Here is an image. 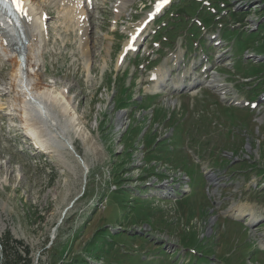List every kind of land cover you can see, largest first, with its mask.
Instances as JSON below:
<instances>
[{"label": "rangeland", "instance_id": "rangeland-1", "mask_svg": "<svg viewBox=\"0 0 264 264\" xmlns=\"http://www.w3.org/2000/svg\"><path fill=\"white\" fill-rule=\"evenodd\" d=\"M46 1L53 4V0ZM46 1L30 2L33 8L48 7L52 14L49 21L51 32L47 36L43 35L37 57L34 56L35 52L33 54L36 61L33 70L53 94L69 96L63 97V100L68 101L71 109L73 107L77 118L74 121L77 123L71 121L62 110L58 112L52 99L44 96L48 108L46 110L54 116L55 126L66 131L67 136L73 139V147L86 166L57 142L53 134L51 136L48 125H44L47 123L46 118H40L33 111L32 115H37L33 119L38 117L44 130L40 132V129L32 128L34 139H28L14 106V93L9 91L13 62L7 58L12 56L4 54L0 60V264H75L78 261L101 264V260L96 261L92 256L91 242L97 240L101 231L106 233L110 230L113 233L124 229H142V232L137 233L141 237H144L142 234L147 230L146 237L152 233L155 238H112L117 241V248L114 253L104 255L105 264H264V175L263 178H255L254 174L261 175V172L254 171L255 168L249 169L250 166L258 164L262 167L264 164V116L262 113L257 115L258 110L263 111L264 107L245 112L229 107L225 102L223 104L227 106H224L218 103L219 97L209 86L201 87L186 97L166 92L145 101L143 105V108H147L155 101L157 104L153 107V121L162 120V127L167 132L174 127L173 135L169 138L170 144L165 138L153 146L151 134L155 135L161 130V123L156 124L158 129H151L147 126L152 123L148 119L140 121L133 114L126 115L131 109L138 111L139 107L133 104L123 106V89L116 98L121 110L114 107L112 100L107 99L115 53L122 40L118 33H111V26L106 24V16L109 15L107 9L110 11L109 0L106 4L102 0L101 8L93 13L90 22L92 30L89 33L91 55L88 60L84 59L77 48L75 32L61 25L55 8ZM133 1L135 6H127L125 10L128 11L125 13L131 10L138 15L137 18H141L146 9L144 4L148 2ZM262 1L242 2L238 12L252 9L244 24L255 25L261 12L256 6ZM235 3L232 1L231 5ZM66 4L62 2V6L68 9L60 8L63 12L60 10L59 13L66 17L63 21L72 22L77 9ZM201 18L204 25H208L212 16L203 12ZM34 30L36 33L33 32V36H37L38 21ZM184 31L185 23L179 22L175 32ZM189 31L191 37L186 48L183 45L184 50L189 51L191 48L193 51L191 43L194 42L198 43L199 49L205 48L206 40L201 37V30L193 25ZM228 33L235 41L234 51L240 54L238 61L230 66L231 72L253 78L251 86L261 80L258 88L260 93H264V61L253 63L251 59L244 61L243 57L245 47L264 57V38L257 34L239 33L237 30ZM168 35L173 39L175 33ZM32 42L38 46L36 40ZM225 58H218L216 64L223 63ZM130 60L126 71H133ZM136 72L135 94L141 84L138 79L143 78V70H140L141 73ZM243 87L248 88V84H237L236 90L239 93L248 92ZM244 96L248 100L256 98L252 94ZM171 98L181 104L174 111L173 107H168ZM191 99H194L193 103ZM164 100L165 104L162 102ZM160 104H163L164 113L172 110L173 113L186 114L179 117L178 113L175 119L172 116L167 122L163 120L164 113ZM192 105L194 111H191ZM120 112L124 114L119 115ZM128 120L130 125L126 127ZM45 128L51 133L48 130L45 133ZM76 129L84 133V140L74 134ZM218 149L220 151L217 153ZM144 150L147 157L141 159ZM222 150L230 152L222 153ZM231 152H235V155ZM198 154L200 162L196 163L194 157ZM215 155H218L216 159H221V156L230 158L231 161L227 159L229 163L225 162L227 165L239 161L238 164H232L242 167L244 163H250L243 167L246 173H238L232 180L228 176L224 178L227 183L222 184L231 193H223L220 199L211 197L208 204H203V211L201 204L205 200L202 195L205 183L202 184V174L206 177L209 174L202 171L201 167L208 170ZM150 159L162 161L160 164H151L147 162ZM167 160L176 167V171L168 167ZM174 172H181V175L187 173L191 177L189 197H177L173 201L176 197L173 191H177L173 187H176L174 183H177V179L172 180L170 177H175ZM161 173L163 177L159 176ZM153 181H161L165 186L146 188V184ZM183 190L187 192L189 189L184 187ZM136 194L144 199H138ZM238 208L248 213L253 211L259 215L258 221L246 219L248 228L245 230L243 224L232 220L234 217L239 218L231 215ZM223 209L230 214L226 217L230 220H223ZM135 215L138 216L136 220ZM148 222L153 229L149 228ZM184 235L193 237L190 242H196L197 251L204 248L200 254L206 256L211 253V257L206 256L204 260L198 261L184 253L180 249L182 246H179H188L189 240L186 242ZM197 236H204V241L197 240ZM118 240H123V243ZM122 247L128 254L121 253ZM174 250H178L175 255ZM105 251L106 246L96 256L99 257ZM178 253L181 258H177ZM112 254H121L122 257L110 259ZM198 256L201 260L199 253L193 257Z\"/></svg>", "mask_w": 264, "mask_h": 264}, {"label": "bare ground", "instance_id": "bare-ground-1", "mask_svg": "<svg viewBox=\"0 0 264 264\" xmlns=\"http://www.w3.org/2000/svg\"><path fill=\"white\" fill-rule=\"evenodd\" d=\"M71 3H73L72 0H68V3H67L68 6L72 7V8L75 7L78 11V6L76 4H71ZM65 4H66V1H65ZM125 4H127V2H125ZM66 7L67 6H62L61 8H62V10L64 8H65V10H67L68 7L67 8ZM60 16H61V13H60ZM61 18L66 19V17H64V16H61ZM76 18H77V12L75 13L74 21L77 22L78 26H80V23ZM31 36H33V32L31 33ZM4 40L6 41L5 44H3ZM30 44H31V42H29V45ZM0 45L4 46L3 51H6V49H10V50L14 51L12 58H10V57H9V59L7 58V60H10L11 62H13V68H12V72H11L12 83L10 84L11 86L9 87V91L14 93V101H13L14 106L16 107L15 109H17V115L19 116V118L23 122V128L25 129L26 134L30 138L32 137L34 139L31 129L32 128L34 130L40 129V132H42L44 129H42L43 126L37 120L38 117L36 118V120L33 118H35L37 115L39 117L42 116V117L46 118L47 123H45L44 125H46V124L48 125V128L52 133L48 129L47 130L51 133V136L53 134L57 138V140H58V141L56 140L57 142H60L64 148H67L70 151V153L77 158L79 163L86 166L82 157L75 151V149L73 147V144H72L73 139H71L69 136H67L68 134L66 131H64L61 128H57L55 126V124L53 122L54 116L53 115L51 116L50 111H48L49 112L48 113L46 110L47 105L45 104L44 96L52 99V101L50 99H48V100L53 102L55 107L56 106L58 107V112H60L62 110L61 112H64L66 115H68L70 117L71 121H73V122H75L74 120L77 119V118H75V115H74L75 111H74L73 107L71 109V107H69L68 101L67 100L64 101L65 99L63 100V97H64L63 94L62 95H61V93H59L58 95L53 94V91L51 92V90H48L47 87H45L42 84L40 78L37 77L38 73L35 74V71L33 70L34 66L36 65V61H34L35 57H33L34 51L31 48H25V49L21 50L20 47L18 46L16 37L13 35V33L10 30H8V31L2 30L0 32ZM26 49H28L29 52L25 53ZM83 49L84 50L87 49V44L84 45ZM19 54L23 55V60H20ZM33 77H35V78H33ZM106 104H107V102H106ZM105 107H106V105H105ZM105 107H103V108L105 109ZM32 111L35 112L37 115L36 116L32 115ZM121 114L123 115L124 113L120 112L119 115H121ZM75 123H77V122H75ZM45 130H46V128H45ZM47 130L45 131V133L47 132ZM73 131H74V129H73ZM74 134L82 140H84L86 137V136H84V133H80V129L79 130L76 129ZM39 137H38V140L40 139ZM43 137H44V135H43ZM45 137H47V135ZM48 138H50V137H48ZM54 140H55V138H54ZM42 141H44V140H42ZM42 149H44V146ZM73 151H75V152H73ZM85 168H88V167H85ZM83 170H84V168H83Z\"/></svg>", "mask_w": 264, "mask_h": 264}, {"label": "trees", "instance_id": "trees-1", "mask_svg": "<svg viewBox=\"0 0 264 264\" xmlns=\"http://www.w3.org/2000/svg\"><path fill=\"white\" fill-rule=\"evenodd\" d=\"M261 10H264V7H262ZM119 190H121V189H119ZM138 199H141L140 196L138 197ZM132 222H134V221H132ZM98 234H99V236H98L97 240L91 242V246L93 247V255L92 256L94 257V259H96V261L97 260H101L102 264H105L104 255L110 254V253H114V251L117 248V246H116L117 245V243H116L117 241H115V239H112V238H115V237L122 238V236H131V234H129L128 231H125V229L120 231V232H117V234H116L117 236L114 233H112L110 230L107 231L106 233H102V231H101ZM102 234H104V235H102ZM105 234H107V235H105ZM134 236H139V235H135L134 234ZM183 237H184L185 240H189V241L192 239L191 237H189V235L188 236L185 235ZM108 238H111L112 240H110V239L108 240ZM118 241L121 242V240H118ZM104 246H106V251L104 253L99 254L100 256L97 257L96 256L97 252L101 248H104ZM115 256L122 257L121 254H119V255L112 254V255H110V259L115 257ZM75 264H87V262L86 263H82V262L78 261V262H75Z\"/></svg>", "mask_w": 264, "mask_h": 264}, {"label": "water", "instance_id": "water-1", "mask_svg": "<svg viewBox=\"0 0 264 264\" xmlns=\"http://www.w3.org/2000/svg\"><path fill=\"white\" fill-rule=\"evenodd\" d=\"M74 152V151H73ZM77 155V154H76Z\"/></svg>", "mask_w": 264, "mask_h": 264}]
</instances>
